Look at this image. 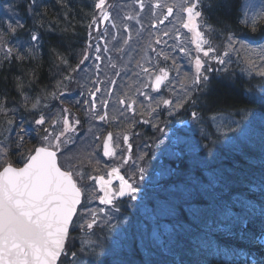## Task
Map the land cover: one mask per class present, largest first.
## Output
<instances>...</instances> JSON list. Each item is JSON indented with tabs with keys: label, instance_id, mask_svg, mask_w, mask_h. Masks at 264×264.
I'll list each match as a JSON object with an SVG mask.
<instances>
[{
	"label": "trees",
	"instance_id": "trees-1",
	"mask_svg": "<svg viewBox=\"0 0 264 264\" xmlns=\"http://www.w3.org/2000/svg\"><path fill=\"white\" fill-rule=\"evenodd\" d=\"M244 1L199 0L202 30L216 49L221 50L215 44L223 46L218 40H225L229 34L249 45L264 44V19L256 21L255 31L251 23L252 17L264 13V0H253L254 9H244ZM115 2L106 0L104 7L114 12ZM96 3L97 0H0V13L6 8L10 15H16L15 23L0 17V46L9 41L12 49L10 57H0V104L5 109L0 111V123L5 114L15 122L20 114L31 121L39 118L40 110L44 114L50 107L67 108L59 96L68 91L69 85L77 87V65L84 60L83 49H88L93 19L99 14ZM246 13L249 19L245 23L242 21ZM17 21L22 27H16V36H11L9 25L15 27ZM33 34L38 36L37 41L31 40ZM18 41L22 44H15ZM254 72L247 77L230 66L220 76L208 79L200 99L199 110L206 122L212 120V111L226 109L240 111L245 118L242 127L232 132H216L209 126L210 136L227 147L222 153L224 159H213L217 158L215 147L208 146L207 154L202 150L201 155L186 158L190 167L198 166L199 171L182 173L178 167L181 160L171 161V177L158 181L151 160L148 162L151 155L145 156L143 173L132 175L145 201L139 204L141 200L132 199L128 205H121V212L129 217L127 238L119 249H111L106 240L110 230L95 229L93 236L82 237L84 242L75 240L69 244L70 254L75 252L85 258V263L77 261L78 264H264V76L259 74L261 71ZM37 99L39 103L32 109ZM16 110L19 112L15 114ZM69 110L75 111L76 107ZM159 116L154 123L144 120L127 125L124 130L128 143L121 139L122 150L130 155L133 146L139 145L151 153L153 143L173 121L172 117ZM78 126L83 127V123ZM21 127L27 135L18 147ZM42 135L41 127L37 130L25 121L15 126L8 133V161L21 164L29 151L41 144ZM249 144L252 153L245 150ZM76 146L80 148L78 142ZM97 164L93 158L79 156L74 169L82 168L95 176L102 171ZM128 164L129 161H119L114 167L124 171L130 180ZM75 179L84 189L91 183L86 177ZM99 234L103 238L98 239L102 242L96 249L97 242L91 238L97 239Z\"/></svg>",
	"mask_w": 264,
	"mask_h": 264
},
{
	"label": "rangeland",
	"instance_id": "rangeland-1",
	"mask_svg": "<svg viewBox=\"0 0 264 264\" xmlns=\"http://www.w3.org/2000/svg\"><path fill=\"white\" fill-rule=\"evenodd\" d=\"M9 1L14 2V0ZM115 1L117 7L114 9V12L104 7V10L109 13L107 20H104L100 10L99 14L95 15L92 23L93 37L91 36L88 41V49H83L84 63L77 68L79 70L76 82L78 83L79 91L77 90L78 95L72 99V102L78 105L82 114L84 131L81 140L83 146L81 148L76 147V142L81 140H75L74 137H70V133L66 134L62 139L71 138L70 141H74L75 144L71 148H66L62 158L66 163L67 169L70 166H73L72 168L74 169V162H76L79 156H88L93 158L95 162L100 163V157L98 152H96L98 142H100L99 136H101V131L105 126H114L113 117L135 123L136 116L140 111H144L145 116L152 118L160 110H164L165 115L188 114L190 112L188 118L176 124L169 123L168 127L164 128L161 139L153 143L154 148H151V153H146V151H150L149 149L145 151L139 145H132L133 148H130L132 151L129 155L127 151L122 150V137L118 135L115 145L113 143L114 156L118 157L116 159L112 158V160H104L102 167L106 165L108 168H111L115 162L127 160L129 161L128 168H130L127 172L130 180L133 182L132 175L138 174V169L143 168L146 161L144 160L145 156L148 154L152 157V159H148V162L151 160L150 163L154 161H158L159 163L162 157L163 159H170L187 152L189 150L188 141L191 138V141L194 139L195 141H199L201 137L206 135L205 127L202 125L201 112L199 110L200 105L197 107V104H200L201 101L198 95L202 91L205 81H202L198 85L193 83L197 75L195 58L199 56L203 61L201 72L204 76H208L211 69H223L229 65H234L237 69L247 67V69H243L247 74L253 73V70L256 71L254 72L255 74H258L259 71L264 70V59H262L264 52L261 51V49H264V44H255L248 49L237 43L234 45V50H229L226 38L223 41L218 40L224 44L223 46L215 44L221 48V53L215 52L205 57L203 52H197L195 45L191 42L192 33L182 27L183 21L187 16L182 9L189 6L191 0ZM169 7H172L173 11L167 15ZM243 8L254 9L253 0H245ZM9 11L4 8V13H0V17L4 18L3 20L7 23H15L16 15H10ZM200 22L201 19L199 20V24ZM200 30L202 31L201 27ZM10 35L16 36L15 32L12 31H10ZM15 44L21 45L22 42L18 41ZM8 49H11L9 41L2 43L0 46V57H10L11 53L8 52ZM181 49H184V51H181ZM225 53L227 54L225 55ZM85 54H87V59H85ZM212 55H220L225 63L223 65L219 64L215 59L211 58ZM249 60H252L253 63L250 64ZM161 69L167 73L166 80L160 90L153 91L151 82L161 72ZM92 93H95V96ZM127 93L128 96L126 95ZM185 97L188 98L185 99ZM163 100H169L171 103L165 105L162 103ZM182 101L183 107L177 108L176 105ZM93 103L95 104V108H92ZM18 112L19 110H16L15 114ZM192 112L198 113V119L193 120ZM101 115H105L106 119H98ZM46 117L49 123L54 118L59 119L61 117L60 110L58 114L56 108H53L49 110ZM75 119L76 114L71 115L70 121L72 122L73 120L74 122ZM238 119L239 117L234 113H226L217 117L215 124L220 131L230 132L233 131L231 129L235 130L240 126L241 122ZM8 121V115L5 114L4 119L0 123L2 125L0 127V146L7 149V134L13 127L19 125V121L15 122L12 120L13 123L11 125L8 124ZM61 123L59 127L54 126L55 130H62L63 125ZM186 133H189V135ZM197 133H199V138L197 137ZM141 155H143V159H140ZM7 157L5 155L0 158V164H3L7 160ZM184 159L186 160V158ZM178 161H180L179 158ZM158 165H160L159 170L163 169L162 163ZM74 170L77 171L78 169ZM81 170L80 172H82ZM84 174L89 175L85 169ZM105 174L104 179H110L107 176L108 172ZM122 174L124 175V172ZM160 174L164 176V173L160 172ZM109 187L113 192L118 191L120 181L111 180ZM88 192V199L84 206L80 208L73 228L78 229L82 226L87 228L85 226L86 222L91 219L89 211H96L98 221L93 227L94 229L95 227L100 229L102 227L110 230L106 236V240L108 243L110 242L109 245L113 249L115 248L113 245L121 243L120 239L115 238L111 232V228L119 227L121 229V234L117 238L121 237L124 239L125 234H128L126 232V218L121 217L117 220L118 212L113 207L118 196L113 198V204H101V201L97 202L94 200L96 195L99 199L104 195V192L100 190V186L97 183L92 186L90 185ZM133 195L139 201L141 200L139 204L145 201L141 198L139 191ZM100 209L104 211L101 212L99 211ZM91 232H94V230ZM99 238H103V234H99L97 239L96 237L91 238L93 243L97 242L98 244L94 245L96 249H99V246H101L102 241L99 240V243ZM76 261L81 262L83 259L77 257ZM70 262V256H66L64 264Z\"/></svg>",
	"mask_w": 264,
	"mask_h": 264
},
{
	"label": "snow or ice",
	"instance_id": "snow-or-ice-1",
	"mask_svg": "<svg viewBox=\"0 0 264 264\" xmlns=\"http://www.w3.org/2000/svg\"><path fill=\"white\" fill-rule=\"evenodd\" d=\"M106 0H97L95 8L101 11L104 20L109 18V13L104 10ZM198 0H191L187 7H183V12L187 14L183 21L182 27L188 29L192 33V43L195 45L197 52H203L205 57L216 52V49L211 46L208 39L205 38V33L200 30L201 25L199 20L202 18V12L197 10ZM172 7L168 8V13L171 14ZM245 21L249 19L245 14ZM264 19V13H258L251 18L253 31L257 20ZM16 27H22L17 21L16 26L9 25V30L16 31ZM32 41H37L38 36L33 34ZM244 45V41H238L229 34L227 38V48L234 50L235 44ZM12 49H8L11 53ZM184 51V49H181ZM264 52V49H261ZM227 53H225L226 55ZM219 64L225 63L220 55H212ZM87 59V54H85ZM264 59V56H262ZM65 62L66 61H62ZM84 60L80 61L83 64ZM252 64L253 61L249 60ZM79 64L77 68H79ZM203 61L199 56L195 58L196 78L194 84H200L202 81H207L208 77L201 72ZM161 75L156 76L155 82L152 85L158 88L167 73L161 69ZM264 76V70L259 73ZM19 88L20 85L18 84ZM99 91V89H97ZM95 96V93H92ZM188 97H185L187 99ZM123 102V101H122ZM39 99L32 104V108H36ZM163 104L168 105L169 100H163ZM195 103V101H193ZM129 107H131L129 105ZM177 108L183 107V101L176 105ZM95 108V104H92ZM0 111H5L3 104H0ZM65 115L59 119H52L49 123L47 117L41 114L35 120L37 126H41L43 135L41 144L29 151L26 162L23 167H13L11 163H6L0 170V264H58L62 255H67L65 252L66 241L69 236V229L73 224V218L77 213V205L81 203L82 189L78 186L74 176H78L81 180L84 179L83 172H73L62 170L58 164L57 153L60 151L61 144L70 143V139H62L66 134L75 130L74 123L70 121L67 115L68 110H63ZM193 120L198 119V113L192 112ZM100 120L106 119L105 115L98 117ZM62 121L63 128L59 132L55 127H59ZM12 120L8 121L11 125ZM49 124V127H43ZM55 126V127H53ZM234 131V129H231ZM20 141L17 146L22 145L24 136L27 135V130L21 127L19 129ZM124 143H128V136H124ZM104 155H115V150L112 147V134L109 133L104 139ZM130 147V146H129ZM8 154L6 147L0 146V158ZM140 159H143L141 155ZM127 162V160H125ZM138 171L142 174L143 168ZM116 176L120 179V187L118 191L113 192L109 187L111 177ZM108 176L110 179L105 180L103 176L92 177L100 186V190L104 195L100 197L103 204H113L114 197L129 195L133 200L136 196L133 195L138 191L132 183H129L123 176H119V170L113 168ZM99 211L103 212V209ZM91 219L86 222V227L92 229L98 221L96 211H89ZM83 227V226H82ZM72 264H78L76 261V253H71Z\"/></svg>",
	"mask_w": 264,
	"mask_h": 264
},
{
	"label": "bare ground",
	"instance_id": "bare-ground-1",
	"mask_svg": "<svg viewBox=\"0 0 264 264\" xmlns=\"http://www.w3.org/2000/svg\"><path fill=\"white\" fill-rule=\"evenodd\" d=\"M222 73V71L220 69H213L212 70V74L213 75H217V76H220ZM215 76V77H217ZM227 110V109H226ZM226 110L223 111V110H218V111H212L211 112V115H220L222 113H226ZM233 110L230 109L228 110V112H232ZM252 113H253V110H252ZM250 118V117H249ZM239 127V126H238ZM212 136H207L206 139H204L205 137H201V139H199V141H195V139L193 141L192 138L188 141V148L189 150L186 152L185 154V158H189L191 155L192 157L195 156V155H201L202 154V150H203V153L207 154L206 153V148L208 146H211V147H215V154L217 155V158L216 156H214L215 158L213 159H217V160H223L224 159V154L223 153V150L224 149H227V147H223L222 144H220V142H218L216 139H214ZM213 142V143H208L207 142ZM207 144V145H206ZM212 144V145H211ZM206 145V146H205ZM252 145H248L247 148L245 150L249 151L252 153V147H250ZM195 154V155H193ZM208 155H210V152L208 153ZM232 155V154H231ZM179 169L182 171V173L186 172V171H190L192 167H190L189 163H188V160H181L179 162V165H178ZM194 170L196 171H199V167L198 166H194L193 167Z\"/></svg>",
	"mask_w": 264,
	"mask_h": 264
},
{
	"label": "water",
	"instance_id": "water-1",
	"mask_svg": "<svg viewBox=\"0 0 264 264\" xmlns=\"http://www.w3.org/2000/svg\"><path fill=\"white\" fill-rule=\"evenodd\" d=\"M169 14V13H168ZM154 84V83H153ZM23 167V166H22ZM78 206V205H77Z\"/></svg>",
	"mask_w": 264,
	"mask_h": 264
}]
</instances>
